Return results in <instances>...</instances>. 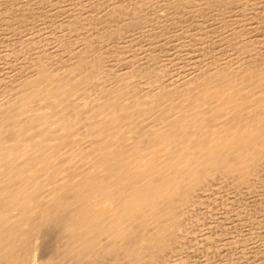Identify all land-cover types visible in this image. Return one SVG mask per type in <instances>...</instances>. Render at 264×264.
<instances>
[{
    "label": "bare ground",
    "instance_id": "bare-ground-1",
    "mask_svg": "<svg viewBox=\"0 0 264 264\" xmlns=\"http://www.w3.org/2000/svg\"><path fill=\"white\" fill-rule=\"evenodd\" d=\"M136 1L98 9L96 21L56 5L74 35L67 61L43 53L1 89L0 264H160L195 197L264 170V33L261 49L247 42L249 22L264 29V0H157L149 13ZM198 25L205 33L192 38ZM166 28L227 53L172 82L120 72L122 51L169 50Z\"/></svg>",
    "mask_w": 264,
    "mask_h": 264
},
{
    "label": "rangeland",
    "instance_id": "rangeland-1",
    "mask_svg": "<svg viewBox=\"0 0 264 264\" xmlns=\"http://www.w3.org/2000/svg\"><path fill=\"white\" fill-rule=\"evenodd\" d=\"M31 1L32 0H0V68H1L0 69V79L2 77V79L0 80V83H1L0 84V93H1L0 94V97H1L0 101L5 99L1 95H3L6 91H8L9 88H11L13 86L11 84L15 81L16 77L21 72L20 70H24L25 68H23V67H25V66H28V67L30 65L32 66V64L34 63V61L36 59H37V61L41 60V58L44 59L45 58V57H43L44 54H46V53L48 54V52H49V54L51 53L50 55H53L54 59H52V60L54 61V63H51L52 66L57 65V62H58V64H61V63L64 64V62L67 61L64 58L63 59L61 58V55H62L61 52L63 51V48L64 49L69 48V46H65V44L66 45H69V44H67L63 40H66L70 43L71 40L74 38V35L72 33L68 32L67 29L63 25H61V23H59L61 21L60 20L61 18L59 17V12L57 11L58 6H61L62 4L66 3V4H64L65 6L64 5H62V6L65 7L66 9H68V7L69 6L71 7L73 4L72 8L75 6L74 7L75 11L78 10L80 15H81V12L83 11L82 12L83 20L84 19L87 20L86 18H88L89 21L92 19L93 20L95 19L94 21H96L97 18L95 16H97V14L100 13L98 11V9L103 10V12L107 8L110 10L111 7L113 5H115V3L117 2V0H33L32 2ZM156 1L157 0H142V1L137 0L136 2H134V4L136 6L138 4V7L141 8V11H140L141 13L142 12L146 13L148 11L150 12L151 10L155 11L154 5H155ZM33 5H34V7H33ZM53 5H55V6H53ZM56 5H58V6H56ZM110 5H111V7H110ZM52 6L55 9H53ZM70 7L67 11L71 10L73 12V9H70ZM91 7H92V9H91ZM145 7H147V8H145ZM76 8H78V9H76ZM79 9H80V11H79ZM85 9H87V11ZM142 9H144V10H142ZM42 10H44V11H42ZM89 10H90V13H86V12H89ZM107 10H106V12H107ZM35 11H37V12L39 11V12L37 13ZM103 12H102V14H103ZM83 13L85 15L87 14L86 17H84ZM91 13L93 14V17L92 16L88 17V14L92 15ZM33 17H34V19H33ZM36 17L38 18V20L36 19ZM97 17L99 20L100 19L99 15ZM36 21H37V24H33ZM102 21H105V18H103ZM91 23H93V22H91ZM196 23L199 24L200 22H196ZM248 24L253 28V30L255 32H257V35L252 37V39L254 38V41L253 40L252 41L247 40V42L250 43V45H253V47H255L257 45L258 47L257 46L256 47L261 49V44H259L258 41L260 43L264 41V37L262 39L263 41L260 39V38H262L263 33H264L262 31V30H264L262 27V25H263L262 21L258 20L255 22H249ZM56 26H58V27H56ZM164 26H166V23ZM201 28L202 27H200V26L198 27V29L202 32H200L198 30L200 32L199 33V32H196L197 29H193L194 31L191 30L188 32L193 31V33L195 32L196 34L193 35L192 33H190L188 35L189 36L193 35L192 38L196 37L197 35H199V36L204 35L205 32H203L204 30H203V28L202 29ZM62 31L64 33L61 34ZM166 31H168V32H165L164 35L166 33H168L166 35L169 36V34L172 33V36L174 39H172V38L170 39L169 37H168V39H170L171 41L168 39L167 40L164 39L165 43L167 44V46L169 47V50H170L169 51L167 48V51L166 50L163 51L164 57H163L162 53H160L159 55H157V54L152 55V52H151L152 50L150 49V48H152L151 46L149 47V49L151 51L149 50V52H147L148 51V48H147L144 50L145 52L144 51H141L142 53L139 52L140 53L139 55H141V56H139L137 52L136 53L133 52V50L131 52V54L133 53L132 55L129 56L127 53L124 56V53L122 51L121 53L118 54L119 56L115 59V60H117V62H120V63H117V64H119V67H121V69L119 68L120 72H122L124 75L127 74L128 76L129 75L134 76V73L135 72L138 73L139 70H140L139 74L135 73L138 76L144 75L145 72H146V74H148L150 76H153L152 75L153 73L161 72V73H163V76L167 75V76H164V77H166L167 81L172 82V81H175L176 76H177L176 80L183 78L182 76L185 77V75H187V74L184 73L183 71L187 70L188 73H190V72H193L195 70H198V69L202 68V66L205 67L206 63L211 61L210 59L219 58V57L222 58L227 53L226 49L223 50L224 52L222 51V49H218V51L214 50L215 49L214 46L217 44L215 41L213 42L210 39L206 40L207 42L206 41L205 42L204 41H197V40L196 41L189 40V42H187V41L182 39V37L185 36L184 34H186L185 30L183 31V33H182V31H180L179 34L177 32V33H175V35L173 33L177 30H170V28H168ZM248 33H249V31H247V34ZM128 36H129V33H128ZM128 36L126 35V37L122 41H125V40L129 41ZM178 36H179V38H178ZM170 37H171V35H170ZM69 38H71V40ZM169 41L172 43H169ZM178 41L182 45L185 44V46L183 48L184 50L182 49L183 46H181V44L178 43ZM208 41H209V43L211 41L210 44H212L213 47H212V45H210L208 43ZM58 42H60L59 44H61V43L62 44L59 46ZM158 42L161 43V41H157V43ZM194 42H196V43H194ZM63 43H65V44H63ZM198 43H200V44H198ZM251 43H253V44H251ZM190 44H191V46H190ZM204 44L206 45V47ZM170 45H172V47H170ZM44 46H45V48H44ZM129 46H132V45H129ZM135 46L138 48L137 45H135ZM199 46L202 47L203 49L201 48V50H200ZM141 47L139 49H142ZM194 47H195V49H194ZM262 47H263V45H262ZM127 48L128 47L126 46V49ZM177 48H178V50H177ZM44 49L47 52H43ZM173 49L178 51L179 53L178 52L175 53V51L173 52ZM206 49H208V50H206ZM153 50H154L153 53L154 52L156 53L157 52L156 50H158V49L155 47V48H153ZM183 51H187V52H183ZM64 52H65V50H64ZM64 52H63V54H64ZM146 52H147V54H146V56H144ZM167 52H171V53H167ZM182 53H185V56ZM223 53H225V54L223 55ZM58 54L60 56H58ZM166 54H167V58L165 56ZM37 55H39V56H37ZM174 55H175V57H174ZM202 55L203 56L206 55L205 56L206 58H203ZM126 56H129L128 59L126 58ZM180 56L181 57L183 56V58H181ZM33 57H35V59H33ZM57 57H60L61 59L59 60V58H57ZM157 57H161V59L160 58L157 59ZM186 57H187V59H186ZM154 59H155V61H154ZM44 60H46V59H44ZM52 60H49V61L53 62ZM123 60H124V62H123ZM129 60L132 62L133 65L130 64L131 62ZM175 60H177V61H175ZM156 61L158 63L161 62L162 65L158 66L160 63L157 64ZM186 61H189V63ZM191 61H193L194 63ZM198 61H199V63H198ZM205 61H206V63H205ZM24 62L27 65L24 64ZM30 62L31 63L33 62V63L31 64ZM163 62H165V63H163ZM179 62L182 63V65H181L182 68L179 66L180 65ZM190 62H191V64H190ZM186 63L188 64V66H185V65H187ZM22 64H24L25 66L23 65V67H22ZM51 64H49V66ZM152 64H154V65H152ZM155 65H157L156 66L157 69H159L160 67L163 69L164 67H166L168 65V67H166L168 69L164 68L162 71V69L160 68L159 70H157L155 68ZM169 66H170V68H169ZM183 66H185V67H183ZM20 67H22V68H20ZM55 67H57V66H55ZM58 67H59V65H58ZM122 67H124V68H122ZM179 67L181 68V70L179 69ZM15 68H17V70L18 69H20V70L16 71ZM127 68L128 69L130 68L129 72L126 71V70H128ZM134 68H136V69H134ZM183 68L184 69L186 68V69L183 70ZM12 69H14V72L15 71L17 72V75H16V73H14L12 71ZM176 69L177 70L179 69L182 73L179 70H178L179 72L178 71L176 72L175 71ZM170 70L171 71L173 70V71L171 72ZM168 72H171V73H168ZM175 72H176V74H175ZM167 73L171 76V78ZM172 74L174 75V77ZM179 75L180 76L182 75V76L180 77ZM12 77H13V80H12ZM9 79L11 80V84L9 82L10 81ZM2 83L4 85H2ZM6 83L8 84L7 85L8 87L10 86L9 88H6ZM1 89L3 90L4 93L2 92ZM4 89L5 90L7 89V90L5 91ZM6 94L8 95V93H5V96H6ZM263 173H264V170L257 177L254 178V179H256V180H254L256 183L253 181V179L251 180L252 184H251V181L246 182V183H242L241 185L239 183L233 182L234 186L237 184L236 187H238L240 185L238 187V189L236 187H233L232 186L233 183L231 185V182L214 184L215 187L213 186L212 189L209 188L210 190L207 189L206 191L201 193L202 195L195 197V199L191 203L189 209H187L185 211V212H187V214H185V218L182 220V224L184 222L185 223L182 226V230H181L180 234L175 235L176 240L174 237V241H176V242L173 241L174 244H176L174 250L171 251L168 254V256L166 257V259L164 261H162L160 264H162V263L163 264H170V262H171V264H264V262H263L264 261V177H263L264 175H263ZM245 184L247 185L246 187H244ZM225 185H227V186H225ZM214 188H215V190L213 191ZM194 201H195V203H194ZM38 246H39V242H36L34 244V242L32 241L30 244V250H29L30 254H33L36 252H37L36 254H39L40 249H38V250L36 249V248H38Z\"/></svg>",
    "mask_w": 264,
    "mask_h": 264
}]
</instances>
